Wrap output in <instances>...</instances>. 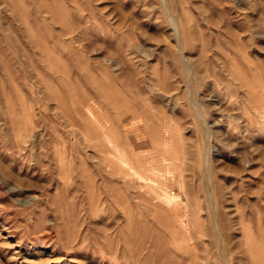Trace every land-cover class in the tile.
Here are the masks:
<instances>
[{
	"label": "rangeland",
	"instance_id": "374dc122",
	"mask_svg": "<svg viewBox=\"0 0 264 264\" xmlns=\"http://www.w3.org/2000/svg\"><path fill=\"white\" fill-rule=\"evenodd\" d=\"M0 264H264V0H0Z\"/></svg>",
	"mask_w": 264,
	"mask_h": 264
},
{
	"label": "bare ground",
	"instance_id": "6f19581e",
	"mask_svg": "<svg viewBox=\"0 0 264 264\" xmlns=\"http://www.w3.org/2000/svg\"><path fill=\"white\" fill-rule=\"evenodd\" d=\"M188 67V66H187ZM207 124H208V122H207ZM209 125V124H208ZM209 136H210V133H209V135L207 136V138H208V141L210 142V139H209ZM210 151H212L210 148H208V153L210 152ZM206 154V153H205ZM133 166V165H132ZM132 167H130V169H131ZM134 170H135V168H134ZM144 177V176H143ZM163 196L164 197H166L167 199H169L170 198V196H167L165 193L163 194Z\"/></svg>",
	"mask_w": 264,
	"mask_h": 264
}]
</instances>
